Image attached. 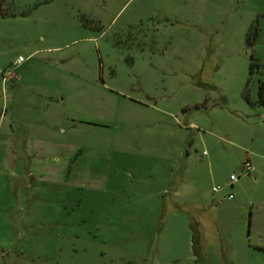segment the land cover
Returning <instances> with one entry per match:
<instances>
[{
  "label": "rangeland",
  "instance_id": "rangeland-1",
  "mask_svg": "<svg viewBox=\"0 0 264 264\" xmlns=\"http://www.w3.org/2000/svg\"><path fill=\"white\" fill-rule=\"evenodd\" d=\"M263 78L264 0H0V264H264Z\"/></svg>",
  "mask_w": 264,
  "mask_h": 264
},
{
  "label": "trees",
  "instance_id": "trees-1",
  "mask_svg": "<svg viewBox=\"0 0 264 264\" xmlns=\"http://www.w3.org/2000/svg\"><path fill=\"white\" fill-rule=\"evenodd\" d=\"M255 34V28H250L245 36V42L246 44H250L252 41V38ZM256 67V65L251 62L249 64L248 72L249 74L252 73L253 69ZM256 103L264 105V78L259 80L257 83V98Z\"/></svg>",
  "mask_w": 264,
  "mask_h": 264
},
{
  "label": "crops",
  "instance_id": "crops-1",
  "mask_svg": "<svg viewBox=\"0 0 264 264\" xmlns=\"http://www.w3.org/2000/svg\"><path fill=\"white\" fill-rule=\"evenodd\" d=\"M3 116H4V114L1 112V110H0V123H2V119H3ZM26 149H27V147H24L23 149H22V152H25L26 151ZM26 153V152H25ZM28 159V160H27ZM15 160L18 162V163H16L15 162ZM6 161L8 162L9 161V164L10 163H12V165H14V167L15 168H17V167H19V166H23L24 167V165H26V169H25V173H26V175H29L30 177L32 176V172H31V168H32V166H31V160L29 159V156H28V158L26 157V160H24V161H21V160H19V158H15V157H13V156H10L9 158H7L6 159ZM33 161H36V163L38 164L40 161H41V159L39 160L38 158L37 159H34ZM3 162V161H2ZM36 166H34L33 167V169L35 168ZM36 169V168H35ZM34 169V170H35ZM41 173V172H40ZM12 175V174H11Z\"/></svg>",
  "mask_w": 264,
  "mask_h": 264
},
{
  "label": "built area",
  "instance_id": "built-area-1",
  "mask_svg": "<svg viewBox=\"0 0 264 264\" xmlns=\"http://www.w3.org/2000/svg\"><path fill=\"white\" fill-rule=\"evenodd\" d=\"M24 59L21 57V56H18L17 60L15 61V63H19V62H22ZM245 168L248 169L249 168V165L248 164H245ZM236 180V177L234 175H230L229 177V185L232 184V182H234ZM219 187H213L212 188V191L213 192H216L218 191ZM228 199H230L232 197L231 194H228L227 195Z\"/></svg>",
  "mask_w": 264,
  "mask_h": 264
}]
</instances>
